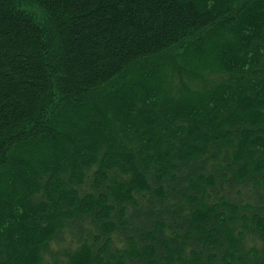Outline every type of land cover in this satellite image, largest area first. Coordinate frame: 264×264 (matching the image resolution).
<instances>
[{
  "label": "trees",
  "instance_id": "trees-1",
  "mask_svg": "<svg viewBox=\"0 0 264 264\" xmlns=\"http://www.w3.org/2000/svg\"><path fill=\"white\" fill-rule=\"evenodd\" d=\"M0 264H264V0H0Z\"/></svg>",
  "mask_w": 264,
  "mask_h": 264
},
{
  "label": "rangeland",
  "instance_id": "rangeland-1",
  "mask_svg": "<svg viewBox=\"0 0 264 264\" xmlns=\"http://www.w3.org/2000/svg\"><path fill=\"white\" fill-rule=\"evenodd\" d=\"M39 13V12H38Z\"/></svg>",
  "mask_w": 264,
  "mask_h": 264
}]
</instances>
